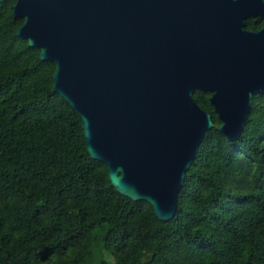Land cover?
Masks as SVG:
<instances>
[{"label":"trees","instance_id":"16d2710c","mask_svg":"<svg viewBox=\"0 0 264 264\" xmlns=\"http://www.w3.org/2000/svg\"><path fill=\"white\" fill-rule=\"evenodd\" d=\"M0 2V264H264V93L237 140L210 115L173 217L118 194L85 151L81 121L52 91L54 65L15 35ZM259 18L244 29L259 30Z\"/></svg>","mask_w":264,"mask_h":264},{"label":"water","instance_id":"95a60500","mask_svg":"<svg viewBox=\"0 0 264 264\" xmlns=\"http://www.w3.org/2000/svg\"><path fill=\"white\" fill-rule=\"evenodd\" d=\"M2 0H0L1 2ZM15 35L53 63L52 91L81 121L109 185L170 220L210 115L229 142L264 93V0H14Z\"/></svg>","mask_w":264,"mask_h":264},{"label":"flooded vegetation","instance_id":"af4514ba","mask_svg":"<svg viewBox=\"0 0 264 264\" xmlns=\"http://www.w3.org/2000/svg\"><path fill=\"white\" fill-rule=\"evenodd\" d=\"M250 18H256V17H250ZM257 18H258V17H257ZM247 19H248V18H247ZM247 19H246V20H247ZM259 19H260V18H259ZM260 20H261V19H260ZM261 21L263 22V25H262V27H263V26H264V21H263V20H261ZM262 27H261V28H262ZM261 28H260V29H261ZM260 29H259V30H260ZM256 31H257V30H256ZM253 32H254V31H253Z\"/></svg>","mask_w":264,"mask_h":264}]
</instances>
